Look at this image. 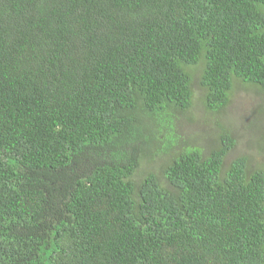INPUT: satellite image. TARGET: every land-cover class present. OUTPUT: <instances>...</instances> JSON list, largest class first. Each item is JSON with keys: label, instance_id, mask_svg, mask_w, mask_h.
Here are the masks:
<instances>
[{"label": "trees", "instance_id": "trees-1", "mask_svg": "<svg viewBox=\"0 0 264 264\" xmlns=\"http://www.w3.org/2000/svg\"><path fill=\"white\" fill-rule=\"evenodd\" d=\"M236 130L264 0H0V264H264Z\"/></svg>", "mask_w": 264, "mask_h": 264}, {"label": "rangeland", "instance_id": "rangeland-1", "mask_svg": "<svg viewBox=\"0 0 264 264\" xmlns=\"http://www.w3.org/2000/svg\"><path fill=\"white\" fill-rule=\"evenodd\" d=\"M195 98H199L202 96V90L199 86V84L195 83ZM243 94V95H242ZM234 99L236 103L241 102L242 105H238V107H233L234 109L238 108L237 114L240 115V117L248 114L250 111H252L255 107V103H257V100L255 98H252L250 94L243 93L241 90H238L234 96ZM189 126H185V131H188ZM190 128V127H189ZM236 128V127H235ZM235 137H237L238 140V145L233 152H231L228 157L226 158V161L229 162L233 159H236L240 156L243 155H252V157L255 160L256 164H260L264 162V159L262 156L259 155L258 151H255L253 148V145L249 144L253 142L252 138L249 137V135L243 134L241 131H234ZM251 149V150H250ZM250 150V151H249Z\"/></svg>", "mask_w": 264, "mask_h": 264}]
</instances>
